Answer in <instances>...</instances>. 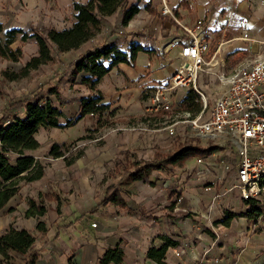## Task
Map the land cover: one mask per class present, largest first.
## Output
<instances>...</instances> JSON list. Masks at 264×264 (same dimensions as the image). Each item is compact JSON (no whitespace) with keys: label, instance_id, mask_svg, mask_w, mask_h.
I'll return each instance as SVG.
<instances>
[{"label":"rangeland","instance_id":"1","mask_svg":"<svg viewBox=\"0 0 264 264\" xmlns=\"http://www.w3.org/2000/svg\"><path fill=\"white\" fill-rule=\"evenodd\" d=\"M86 1L0 0L1 45H4L6 42V32L14 28H21L30 32V28L33 27L54 28L57 30L71 27L74 21L73 4L75 2L85 3ZM167 2L172 8L174 16L183 25L192 26L196 20L203 18L209 25L213 26L217 39L222 37L223 34L221 32L223 28L229 27L225 35V40L228 43L223 48V55L233 57L234 61L248 57L249 54L245 51V42L232 40L242 32V29L237 25L239 18L236 17V13L229 24L225 23L231 6L225 0H167ZM133 5H138L140 8L138 16L136 15L137 17L133 18L140 21L136 23L138 25L126 29L125 35L118 38L117 41L113 42L112 39L109 40V38L115 35V31L119 29L123 12ZM236 8L237 12H239L240 4ZM245 8L249 12L246 17L251 19L253 15L254 22H256V28H253V31L249 30L251 38L263 43L262 45L253 43L252 52L256 53L260 48L264 50V3L255 7L250 5L248 7L243 6V9ZM161 9L162 0H128L117 11L114 19H105L102 22L100 33L95 36L94 42L89 43L88 49L94 50L97 47L112 45L118 42V47L125 51L130 50V46L133 43L144 45L151 50L155 48L159 50L164 42L183 34L181 25L176 23L170 16L161 15ZM109 33L110 35L108 36ZM240 46L244 47V49H238ZM18 47L22 49V56L18 62L5 60L0 57V125L4 116L11 108L16 111V114L23 115L24 103L27 100L34 98L40 100L42 98L44 103L45 100L50 99L55 104H58L60 100H68L75 96L87 94V91L81 90V87H77L79 84H76V81L81 80V75L74 76L73 72L70 71L72 69V60L77 58L78 55L71 58L70 56H65L63 53L54 51L53 60L48 64L32 70L25 77L14 81L9 80L5 76V73L19 72L38 53V46L34 39H29L26 42L17 40L11 45L12 49ZM249 56H252V54ZM168 57L173 59L167 62L160 53H154V51L151 53V59L156 62L163 61L170 74L177 68L180 62L174 58V53L169 54ZM213 81L206 74L200 81L203 91L209 97V106H212L216 98V92L211 86ZM107 85L109 88L115 86V84L111 83ZM145 88L141 93L140 106L132 105L133 108L136 106L140 108V115L122 116L121 114H116L118 113L117 111L112 115V111L108 110L102 114L101 118L99 116L96 117L97 119H101L103 127L95 125L84 131H79L75 128L70 130L53 129V131L41 130L37 136L41 146L40 150L37 151V156L42 158V164L46 168L50 166L52 173L50 172V175L42 183H34L36 185H32L31 187L21 182V192L24 195L28 194L27 198L29 199V194L33 190L38 192V194L42 193L44 195H46L44 190L48 193L54 191L53 187L56 186V180L54 179L55 175L53 171L58 166L56 164L53 165V162H51L52 158H48L47 147L53 142L65 140L63 139L65 137H68L66 139L68 142L65 143V145L69 146V151L67 152L68 159L78 153H82L81 159L74 162V167L61 168L58 171L60 174L59 179H61V183L58 186L68 196L75 194L79 188L84 189L82 193L90 191L95 193L104 192L105 188L110 184L119 185V182L125 176L127 177L123 184L127 188L129 195L144 191L152 194L166 193L167 195H174L178 191L169 187L172 181H176L178 189L182 188L183 192H187L189 195L197 191L202 192L201 183L199 185L192 184L185 186V184L191 182V180L186 181L185 177L188 174V168L194 164L193 159H189L184 165L171 170L167 168H153L137 171L138 168H144V162L154 161L158 164L166 155L172 154L182 144L170 136L167 131L161 129L162 126L159 123L165 119V116L161 113L148 112L146 110L145 103L149 101L151 89ZM54 92H57V94H54ZM187 93L188 91L185 90H179L176 93V103L173 105L174 110H183L181 101ZM137 125H139L138 129L131 130V127ZM195 145L203 148L214 146L209 142L199 139H195ZM215 154L217 163L213 168H210V173H207L201 180L205 179L206 182H211L214 180L215 175L222 172L220 168L222 164L229 163L232 165L236 150L233 146L224 145L222 150H218ZM70 179L73 182L76 181L71 187L66 184ZM80 181L82 185H79ZM193 182L196 181L194 180ZM223 208L225 212L240 213L244 210V202L237 194L227 196L223 201ZM11 217L13 220L19 218V222L22 224L28 220L22 215L15 213H12ZM259 231L263 236L260 242L264 243V221H262ZM260 256L262 257L260 264H264V251L260 252ZM12 261L15 260L12 258L8 262L3 261L2 256H0V264H12Z\"/></svg>","mask_w":264,"mask_h":264},{"label":"crops","instance_id":"2","mask_svg":"<svg viewBox=\"0 0 264 264\" xmlns=\"http://www.w3.org/2000/svg\"><path fill=\"white\" fill-rule=\"evenodd\" d=\"M263 3L264 0H240L238 3V5L240 4V10L239 12L236 10V17L245 21L246 29L253 31V28H256V22H254L253 15L251 19L246 17L249 12L246 8L243 9V6L248 7L250 5L255 7ZM116 13L104 18V20L114 19ZM229 18V15L226 16L225 21H229ZM115 38L116 35L109 38V40ZM89 43L91 44L92 42L85 43L76 51L63 54L71 58L76 55H78V58H82L92 51L90 48L88 49ZM245 44V50H247L248 44L246 42ZM115 45L119 46L118 42ZM124 46L126 47V45ZM241 47H238V49H244V47ZM124 52L129 54L130 50H124ZM151 53L140 52L134 64H120L97 87L105 97L102 103L110 104L112 112L116 113L117 111L118 113L116 114H121L122 116L140 115V108L138 106L133 108V106H140L143 89L145 87V89L151 88L170 77L171 73L169 74L165 63L151 59ZM148 63L151 64L150 68H147ZM74 68L72 66L70 71L73 72ZM108 83L115 84V86L109 88ZM76 84H79L77 87H81V90L87 91V94L82 93L84 95L78 97L74 95L75 97L71 99L60 100L58 104L50 100L54 106L60 107L69 119L79 114L82 98L97 95L96 92H91L86 87H83L81 80L76 81ZM23 112L24 114L20 116L11 108L4 116L0 128L18 117H23L26 113L25 104ZM96 117L95 115H87L74 127L62 130L75 128L79 131H84L85 129H90L98 125L99 119ZM43 130L53 131V129ZM38 134L35 136L36 139ZM67 138H63L65 139L63 141L51 143L47 147V152L49 153L54 144L63 145L67 143ZM175 139L181 143L189 141L179 138ZM40 148L35 151H29L27 154L34 156L35 159L43 163L42 158L37 156V151ZM52 159L53 165L56 164L58 166L53 171L54 179L56 180V186L53 187L54 191L49 192V194L44 190L46 194L44 195L42 193L38 194V192L33 190L30 192L28 199V194L24 195L21 192L22 189H20L0 210V230L5 231L10 228L20 230L24 228L35 237V242L29 251V257L30 255L36 257L35 264H100L106 251L117 246H120L125 253L122 264H156L147 259V252L151 247L159 248L162 246L166 239L177 242L180 244V249L183 248V250L181 251L176 247L169 248L165 264H198L199 261L201 264H213L212 260L219 255H222L226 262L260 264L262 258L260 252L264 251V243L260 242L263 236L259 233V229L262 221H264L263 218L259 219L258 223L249 221L246 218H239L234 220L230 227L215 226L214 223L222 220L225 215L211 214L207 217L206 208L210 197L203 190L190 195L185 192L184 202H186V205H180L178 208L181 210L178 211L175 203L176 194H152L144 191L129 195L127 188L123 184L127 176L123 177L119 185H108L104 192L95 193L90 191L82 193L84 189L79 188L75 194L68 196L58 186L61 183L58 171L61 168H71L74 163L67 165L62 158ZM50 172L51 169L48 166L42 179L33 183H24L28 184V187L42 183L50 175ZM75 182L70 179L66 184L71 187ZM79 185H82L81 181ZM111 185H115L117 189L121 190V196L125 202L124 206L112 202L103 203L106 189ZM29 200L43 202L47 209L46 214L39 218H26L25 213L29 208ZM192 208L194 210L189 216L183 211L192 210ZM12 213L22 215L28 220L22 224L19 222V218L13 220L11 217ZM50 216L52 217L50 218ZM186 219L188 220L185 222ZM39 221L45 224L46 231L39 232L37 230ZM94 223L97 224V227L92 226ZM213 227L215 229L221 227V229L214 231ZM229 235L230 237H228ZM217 236L220 238L217 247L204 256L205 248L210 246ZM175 250L182 253L181 257L175 256ZM12 258L15 260L11 262L12 264H27L29 260L27 257L16 253H13Z\"/></svg>","mask_w":264,"mask_h":264},{"label":"built area","instance_id":"3","mask_svg":"<svg viewBox=\"0 0 264 264\" xmlns=\"http://www.w3.org/2000/svg\"><path fill=\"white\" fill-rule=\"evenodd\" d=\"M229 3V21L236 12L240 0H225ZM161 15L170 16L180 24L183 34L164 42L163 46L154 49V53L163 55L167 62L173 58L168 57L174 53L180 64L171 73L167 80L159 82L150 89V97L145 103L149 112L161 113L165 119L159 123L162 130L175 138L186 140L199 139L214 146H233L236 154L234 163L222 164V172L214 176V180L206 182L204 176L210 173V168L217 163L215 152L210 155L193 158L194 164L188 168L185 180H191L185 186L202 184L201 189L209 195V203L206 208L207 217L211 214L225 215L223 201L225 197L237 194L243 201H264V50L261 48L252 52L253 43H263L253 40L250 32L245 28L243 19L238 22L242 29L240 36L232 40L247 42V54L252 56L234 61L230 56L223 55V48L228 43L225 35L228 27L223 28L221 38H216L214 28L205 19L196 20L194 25H183L173 14V10L167 0H162ZM138 16V15H137ZM136 16V17H137ZM123 14L119 29L115 31L118 38L125 35L126 29L137 26L140 21L133 19L123 25ZM148 21V20H147ZM95 41V38L90 40ZM81 58L72 60V66ZM151 64H147L150 68ZM211 77L212 89L216 92V98L212 106H209V97L200 84L204 75ZM179 90L192 91L201 104V110L193 113L187 110H174L176 93ZM139 125L131 127L136 130ZM1 145V144H0ZM196 182H193V181ZM170 188L176 193V210L185 192L178 189L176 181H172ZM180 195V196H179ZM192 210H183L189 216ZM188 219L185 220V222ZM258 223V221H256ZM97 227V224H92ZM219 230L221 227L215 229ZM220 238L217 236L204 250V256L217 247ZM182 253L175 250V256L181 257ZM213 264H236L226 262L222 255L212 260ZM198 264H201L200 261Z\"/></svg>","mask_w":264,"mask_h":264},{"label":"trees","instance_id":"4","mask_svg":"<svg viewBox=\"0 0 264 264\" xmlns=\"http://www.w3.org/2000/svg\"><path fill=\"white\" fill-rule=\"evenodd\" d=\"M128 0H87L85 3L75 2L73 4L74 21L71 27L57 30L54 28H30V32L21 28L8 30L5 34L6 42L0 43V57L18 62L22 56L20 47L12 49L11 45L17 40L26 42L34 39L38 46L37 55L33 56L29 62L19 71L5 73L11 80L27 76L32 70L48 64L53 60V53H68L80 49L85 43L89 42L101 31L104 18L114 15ZM140 8L133 5L123 12V25H127L138 13ZM153 50L144 45L133 43L130 46V53L124 52L115 44L97 47L84 55L75 65L73 75H81V84L97 95L89 98H82L80 102V112L73 118H67L60 107L54 106L50 99L43 103L42 98L27 100L25 104L26 113L23 117H18L0 128V210L19 192L20 183H33L42 179L45 175V165L34 156L27 154L40 148V143L36 139L43 129H67L77 125L85 116L95 115L101 118L102 114L110 110V104H103L104 95L98 90L101 81L120 64H134L140 52L151 53ZM57 94V92H54ZM59 97V96H58ZM183 110L197 113L201 110V104L197 95L188 91L185 98L181 101ZM114 115V112H112ZM98 125L103 127L101 119ZM222 147L213 146L203 148L195 145V141L189 140L180 144L172 154L166 155L161 162L156 164L154 161L144 162V168H135L137 171L142 169L167 168L169 170L184 165L191 158L197 156L210 155ZM69 146L54 144L48 157L62 158L67 165L73 164L82 157L78 153L68 159L67 152ZM180 196V195H179ZM182 199L181 205H186ZM115 203L124 206L125 202L121 196V190L114 185L109 186L105 192L103 203ZM29 208L25 213L26 218H39L46 214L47 209L43 202L29 200ZM239 218H246L249 221L264 219V201L250 200L244 202V210L240 213L225 212L222 220L214 223L215 226L223 225L230 227L232 222ZM39 232L46 231L43 222L37 223ZM210 232V231H209ZM35 242V237L27 229L0 230V256L3 261H10L13 253L27 257V264H35V256L29 257V251ZM180 244L166 239L165 243L159 248L151 247L147 252V259L156 264H165L166 254L169 248L176 247L179 250ZM184 255V254H183ZM124 250L117 246L108 249L100 261V264H122L124 262Z\"/></svg>","mask_w":264,"mask_h":264}]
</instances>
